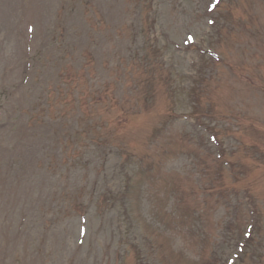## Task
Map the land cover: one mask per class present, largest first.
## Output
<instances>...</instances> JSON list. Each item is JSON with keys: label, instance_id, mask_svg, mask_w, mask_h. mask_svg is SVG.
I'll list each match as a JSON object with an SVG mask.
<instances>
[{"label": "rangeland", "instance_id": "1", "mask_svg": "<svg viewBox=\"0 0 264 264\" xmlns=\"http://www.w3.org/2000/svg\"><path fill=\"white\" fill-rule=\"evenodd\" d=\"M146 256L264 264V0H0V264Z\"/></svg>", "mask_w": 264, "mask_h": 264}, {"label": "trees", "instance_id": "2", "mask_svg": "<svg viewBox=\"0 0 264 264\" xmlns=\"http://www.w3.org/2000/svg\"><path fill=\"white\" fill-rule=\"evenodd\" d=\"M137 79H136V77H135V80L132 78V83H133V85H134V83H136L137 84ZM79 152H78V150L75 152V154H78ZM133 154H135V153H133ZM151 167H153L154 165H160V163H159V159H155V161H154V164H149ZM144 232H143V230L141 231V234H142V236H144L145 237V235L143 234ZM142 242L143 241H141V243L139 244V245H137V244H134V243H128L127 244V247H126V254H125V257H127V256H129L130 254H134V253H137V259L139 260V256H140V251H139V249L141 248V246H142ZM155 251V250H154ZM154 253V252H153ZM153 253H152V255H153ZM150 258L149 257H145V258H141V264H146V262L145 261H148ZM152 264H159V262L157 261V260H155V259H152Z\"/></svg>", "mask_w": 264, "mask_h": 264}]
</instances>
